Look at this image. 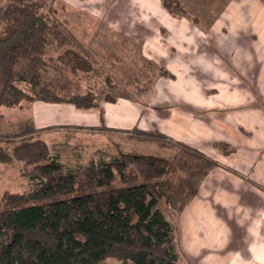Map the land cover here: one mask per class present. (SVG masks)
Listing matches in <instances>:
<instances>
[{
  "label": "rangeland",
  "instance_id": "1",
  "mask_svg": "<svg viewBox=\"0 0 264 264\" xmlns=\"http://www.w3.org/2000/svg\"><path fill=\"white\" fill-rule=\"evenodd\" d=\"M181 2L186 10L184 16H173L162 7L160 0H54L56 16L62 20L69 40L62 46L55 43L49 46L47 57L54 59L58 52L74 48L87 56L92 69L73 72L54 61L44 81L61 95L91 91L98 98L115 97L116 103L109 105L106 115L107 124L114 125L110 128L137 126L163 132L170 138L155 142L131 137L125 132L101 134L86 129L77 134L58 133L59 140L65 135L64 139L72 144L84 141L80 153L72 159L64 156L62 163L85 167L101 158L115 156L114 145L125 152L181 160L175 161L168 177L160 178L159 185L171 201L169 204L162 201L161 208L173 228L178 264H256V249L260 250L259 246L256 248V240L264 244V219L258 222V215L264 214V205H256V199H264V163L256 166V158L252 159L247 148L237 147L242 142L255 144L254 120H247L243 114L249 113L247 105L239 110L235 108L234 116L242 115V123L246 127L252 125L250 129L244 127L245 134L252 132V136L242 137L226 122L214 118L226 110L208 108L214 104L210 98L221 99V96L227 104L237 106L240 103L239 99L226 96L227 89H234L231 85L215 95L210 88V68L218 65L226 70L227 66L219 64L223 62L230 72L238 73L243 64L240 55L251 52L250 42L256 40L251 32H259L255 19L240 21L238 16H243L240 13L245 7L248 12L256 13L258 5L256 0ZM244 22L253 24V31L242 27ZM182 38L186 41L181 43ZM199 39L209 43L217 61H206L204 56L194 61L190 57L189 48ZM257 47L264 50V35L257 41ZM190 63H193L191 68ZM160 66L176 77L162 76ZM194 66L201 76L199 85L204 88L201 93H195L192 83L183 78L186 71H194ZM225 81L236 85L245 82V86L248 84L252 88L248 76L240 80L231 75ZM19 86L28 91L25 83ZM28 105L24 101L21 106H0V132H16L22 123L30 121ZM100 125L101 121L98 125L80 128L93 127L98 131L94 127ZM218 139L227 144L231 151L225 153L228 155H223L212 144ZM171 141H183L203 156L186 153ZM2 146L9 151L12 144ZM64 154L74 156L72 152ZM250 162L254 163L247 168ZM35 184L36 181L26 175L23 161L0 163V198L5 190L23 192ZM180 204L182 209L178 210ZM100 264L125 263L106 258Z\"/></svg>",
  "mask_w": 264,
  "mask_h": 264
},
{
  "label": "trees",
  "instance_id": "2",
  "mask_svg": "<svg viewBox=\"0 0 264 264\" xmlns=\"http://www.w3.org/2000/svg\"><path fill=\"white\" fill-rule=\"evenodd\" d=\"M160 2L173 16L186 15L181 0ZM68 40L54 0H0V106L35 100L70 103L97 109L101 125L94 128L100 132H125L155 142L170 139L137 126L106 127L100 103L116 101L112 95H61L47 84L44 76L54 61L73 72L92 69L87 56L74 48L47 57L49 46ZM159 70L162 76L174 77L161 66ZM19 83L28 85V91ZM43 129L27 121L16 132H0V163L23 161L26 175L36 181L28 191L5 190L1 195L0 264H100L106 258L125 264H178L173 228L161 208L162 201H171L159 185L181 160L125 152L116 145L113 157L71 167L52 157L37 137ZM4 143L12 144L9 151ZM171 143L203 156L183 141ZM214 145L224 154L231 152L224 142Z\"/></svg>",
  "mask_w": 264,
  "mask_h": 264
},
{
  "label": "crops",
  "instance_id": "3",
  "mask_svg": "<svg viewBox=\"0 0 264 264\" xmlns=\"http://www.w3.org/2000/svg\"><path fill=\"white\" fill-rule=\"evenodd\" d=\"M256 13H250L248 12V9L245 7L243 10V14L238 16V20H249L252 21L253 19L256 20V27L259 28V32L253 31L254 25L250 22H244L242 27H249L251 31V34L256 35V40L250 42V45L252 46L251 52H246L240 55V61L243 63L241 64V67L237 70L238 73H233L228 70V65L223 64V62H219V64L223 67L227 66L226 70L220 69V66H214L210 68V74H211V82L212 85L210 88L214 90L215 95H219L220 92L223 90H226V87L232 86L234 88L232 91L231 89H227L225 92L226 96H232L236 100L239 99L240 103L239 105L235 106L233 103H225L223 100V97L221 96L220 102L217 101V99H212L214 102L213 106L208 108L210 110H226V112H222L224 114H220L221 116L215 115L214 118L216 120H220L223 122H226V124L230 125L232 128L237 130L239 136H252V132L250 134L246 135L244 127V123H242L241 116L238 117L237 115L234 116V113L236 110H239L241 106L247 105V112L249 113H243L247 116V120H254L253 126L256 127V130L254 132V138H255V144L246 145L245 142H242L241 144H237V147L240 149L247 148V151L251 154L252 159L256 158V166L262 165L263 158H264V50L257 47V41L260 40V37L264 35V0H256ZM179 39V38H178ZM178 39H175L178 41ZM182 41H186V38H182ZM180 42V41H179ZM256 44V45H255ZM189 55L194 61L198 60L197 57H203L206 61H217L218 59L213 54V49L210 47L208 42H203L201 39L197 40V43L189 48ZM221 55H223L221 52H219ZM251 63L248 64V63ZM193 63H190L189 67H192ZM208 66V64H207ZM196 67L194 66V71L188 70L183 74V78H188V83L190 81V84L193 89L195 90V93H201V90H204L202 85L200 84V75L197 74ZM209 67V66H208ZM172 73V72H171ZM247 73V75H246ZM174 78L176 77L174 73ZM235 75L236 79H243L245 77H249V80L251 81L252 88L247 84L245 86V82L241 85H236L237 83H232L225 81V78ZM208 77V75H206ZM236 82V81H235ZM206 89V88H205ZM208 89V88H207ZM222 89V90H221ZM221 90V91H220ZM245 95V96H242ZM207 99V98H205ZM111 103L114 102H104L100 104V106L103 108L104 112V121L105 125L107 127H112L114 125L107 124V111L109 110ZM28 114L30 121L38 128H44L38 133V138L42 139L49 147L51 154L54 155L56 159L59 161H65L64 158L72 159L83 148V142L80 141L79 143L72 144V141H67L65 138V135L63 136V140H59L58 133H76L79 130H85V131H91L93 133H101V134H110L114 131H106V132H100V131H94L90 128H83L80 127H89V126H95L100 123L99 119V113L96 111V109H87L92 110L93 112L88 113H79L77 110H84V109H78L74 105L70 103H64V102H57V103H49L44 102L40 100H35L32 102H28ZM218 107V108H216ZM205 108V107H204ZM236 108V110H235ZM207 110V109H206ZM213 112V111H212ZM117 114V113H116ZM119 114V113H118ZM214 115V114H213ZM229 115V116H228ZM251 115V116H250ZM228 116V117H227ZM206 116V121L209 119ZM251 125V126H252ZM251 126H248L246 128L250 129ZM49 127V128H47ZM77 134V133H76ZM76 134H73L76 137ZM69 135V134H68ZM211 136L214 135L210 133ZM209 135V136H210ZM221 135V134H220ZM206 140H209L207 137ZM216 141V140H214ZM218 141L222 142V139H218ZM70 142V143H69ZM214 145V142L212 143ZM114 148L116 149L115 145ZM220 151V150H218ZM72 152L74 156H71L69 154L64 153H70ZM221 152V151H220ZM222 153V152H221ZM223 154V153H222ZM228 155V154H223ZM65 156V157H64ZM254 163V162H253ZM252 163V164H253ZM251 162L249 163L247 168L251 167ZM255 167V165H254ZM264 205V199H256V205ZM259 219L258 222H261L262 219H264V214L258 215ZM257 230V225H256ZM258 234L260 236L261 230L258 229ZM257 238V235H256ZM260 247V250L256 249V264H264V244H260V242H257L256 240V248Z\"/></svg>",
  "mask_w": 264,
  "mask_h": 264
}]
</instances>
